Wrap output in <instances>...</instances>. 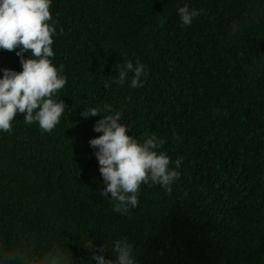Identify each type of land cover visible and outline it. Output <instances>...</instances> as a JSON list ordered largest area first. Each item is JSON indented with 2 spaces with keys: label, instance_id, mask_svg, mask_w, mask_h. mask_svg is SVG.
I'll use <instances>...</instances> for the list:
<instances>
[{
  "label": "trees",
  "instance_id": "1",
  "mask_svg": "<svg viewBox=\"0 0 264 264\" xmlns=\"http://www.w3.org/2000/svg\"><path fill=\"white\" fill-rule=\"evenodd\" d=\"M184 5L200 12L190 25ZM49 11L64 113L51 133L21 113L0 131V240L62 244L74 264H94L88 240L111 258L116 239L138 264H264V0H51ZM126 60L146 66L142 87L131 74L112 82ZM4 68L21 70L15 51L0 49ZM104 105L139 142L163 139L171 168L182 158L171 192L142 184L126 215L100 195L88 141L101 117L80 116Z\"/></svg>",
  "mask_w": 264,
  "mask_h": 264
},
{
  "label": "clouds",
  "instance_id": "2",
  "mask_svg": "<svg viewBox=\"0 0 264 264\" xmlns=\"http://www.w3.org/2000/svg\"><path fill=\"white\" fill-rule=\"evenodd\" d=\"M51 0H0V49L15 51L21 65L20 71L4 68L0 77V131L10 133L17 113L23 114L25 124L38 123L44 133H51L64 113V101L54 99L66 84L62 75L63 65L57 69L50 58L54 56L53 37L57 21L50 14ZM182 25H190L200 12L188 5L178 8ZM50 22V23H49ZM237 26H233V32ZM27 53V57H25ZM118 78L114 83L124 85L130 77V87L143 86L142 76L146 66L138 60H126L117 65ZM105 88L109 87L106 82ZM109 113L101 115L100 113ZM101 118L93 124V131L100 135L88 143L94 149L104 187L100 195H110L113 211L126 215L139 205L142 184H159L166 192L180 177L182 158L170 167V159L160 151L165 141L155 134H145L143 142L128 135L129 128L119 123L121 114L112 112L109 105L86 107L80 116ZM88 240L87 249L94 264H138L133 246L127 239H116L111 246V258H105L108 246L103 243L92 251ZM0 264H74L70 251L62 244H52L36 251L34 240L21 239L14 247L0 240Z\"/></svg>",
  "mask_w": 264,
  "mask_h": 264
}]
</instances>
